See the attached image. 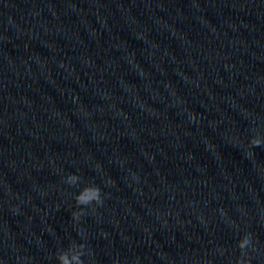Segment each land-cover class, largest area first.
Instances as JSON below:
<instances>
[{"label":"clouds","instance_id":"obj_1","mask_svg":"<svg viewBox=\"0 0 264 264\" xmlns=\"http://www.w3.org/2000/svg\"><path fill=\"white\" fill-rule=\"evenodd\" d=\"M194 118V117H193ZM264 144L258 137H253L250 139L248 147L255 148L260 147ZM249 156H252L253 153L251 151L248 152ZM81 178L75 174H69L66 179L65 183L69 185H77L80 182ZM76 206L79 209L78 211L72 212V217L74 220H79L81 216L84 214L83 208L91 205H101L103 203V196L101 188L95 184H88L83 187L74 197ZM250 243L249 235L244 236L239 242L238 247L241 250H244ZM85 244H77L76 250L72 251L71 249L60 251L56 259L58 264H84V260L82 257L86 254L85 253ZM71 252V254H70ZM237 264H244L242 260H237Z\"/></svg>","mask_w":264,"mask_h":264}]
</instances>
